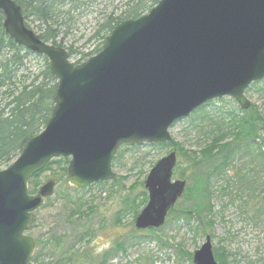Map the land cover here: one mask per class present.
<instances>
[{"label": "water", "instance_id": "water-1", "mask_svg": "<svg viewBox=\"0 0 264 264\" xmlns=\"http://www.w3.org/2000/svg\"><path fill=\"white\" fill-rule=\"evenodd\" d=\"M0 12L5 34L45 57L57 79L44 130L0 171V264H29L34 255L26 233L54 183L34 196L28 183L50 161L69 158L67 182L74 189L113 181L121 144L169 143L171 127L211 101L228 97L247 110L245 91L264 79V0H160L147 14L115 26L100 52L80 65L29 31L13 1L0 0ZM176 164L173 151L147 175L136 231L163 227L183 197L186 182L172 180ZM192 264H217L209 236Z\"/></svg>", "mask_w": 264, "mask_h": 264}, {"label": "trees", "instance_id": "trees-1", "mask_svg": "<svg viewBox=\"0 0 264 264\" xmlns=\"http://www.w3.org/2000/svg\"><path fill=\"white\" fill-rule=\"evenodd\" d=\"M11 1L20 8L25 23L35 26L36 37L55 47H62L61 39L74 31L79 19L85 17L88 10L92 9V13H99L96 7L101 6L100 12L105 13L102 17L103 22L98 23L92 35V39L100 41L99 47L95 53L85 54L75 62L80 64L100 51L103 39L115 26L122 21L138 19L147 14L160 0H121L123 8L119 12L109 11L114 0ZM2 20L0 13V169L7 168L20 155L28 141L45 128L51 117L57 86V79L51 74L47 59L35 56L16 45L5 34ZM68 53L70 56L76 54L71 49ZM29 58L42 62L38 72H28ZM209 105L210 103L197 111H203V108ZM213 129L208 132V140L203 148L197 153H192V160L189 161L191 165L189 186L182 198L185 206L178 208L177 211L173 209L171 211L173 218L170 219L172 222L182 221L188 226L192 225L194 231L210 238L214 237L211 231L217 220L224 221L222 213L225 208L234 204L231 197L216 211L212 201L217 195L221 197L230 196L232 193L237 196L248 195V198L254 202L246 203L249 210L254 213L260 208L264 213V152L260 150L264 142L260 137L264 132V117L250 110L244 112L242 117H230L229 123H218ZM163 145L178 148L173 141ZM119 147L134 149L124 144ZM120 148L112 166L117 164L119 157L122 156ZM52 164L51 161L46 170L50 169ZM39 175L40 173L35 175L30 183ZM33 188L28 194L35 192L36 185L33 184ZM84 192L85 190L68 186L66 190L58 191L54 202L60 206V215H66L67 220L71 221L75 215L79 219L86 213H92L91 209L87 212L81 211L83 200L80 195ZM141 198H143L141 202L143 206L146 201L144 192ZM138 209L139 207L133 210V217L138 214ZM169 223L166 221L165 225ZM161 229L151 230L149 233L153 237L155 231H163ZM87 235L89 237L90 232L80 234L77 242L84 241ZM144 237L135 232V235L116 242L112 248L97 255L89 249L82 250L81 253L75 251L74 246L69 245L64 238L62 244L55 247H51L49 242L41 243L37 240L35 241L37 253L31 258L30 264H42L45 256L43 252L46 250L48 255L55 258L52 264H109L118 253H124L125 246L140 244ZM155 238L159 246L166 245L162 237L155 236ZM233 239H235L234 235L227 233L223 242L229 243ZM174 250L177 257L185 256L191 262L192 254L184 252L180 245H176ZM213 253L217 264L230 263L231 254L225 247H217L213 249ZM258 261L250 264H264L262 258Z\"/></svg>", "mask_w": 264, "mask_h": 264}, {"label": "rangeland", "instance_id": "rangeland-1", "mask_svg": "<svg viewBox=\"0 0 264 264\" xmlns=\"http://www.w3.org/2000/svg\"><path fill=\"white\" fill-rule=\"evenodd\" d=\"M114 1L109 11L119 12L123 4L121 0ZM96 8L99 13H92V9L88 10L87 15L79 19L74 31L61 39L62 47L60 48L67 53L69 49L76 53L71 56L68 53L71 63H75L85 54L95 53L99 47L100 41L92 39V35L98 23L103 22L102 17L105 13L100 12L101 6ZM25 25L36 36L35 26L28 23ZM41 67L40 60L28 59V72H38ZM244 95L250 102L247 110H242L233 99L225 98L222 99L223 101L211 102L209 106L203 108V111H197L189 118L175 123L169 130V134L171 141L176 143L178 148L166 145H139L133 147L134 149L119 147L122 156L119 157L117 164L112 166L116 178L110 182L93 185L80 195L83 200L81 211L92 210V213H86L83 218L78 219L75 215L69 221L66 215H60V206L54 202V197L58 191H64L67 186L70 187L67 182V171H65L69 158L53 160L50 169H45L38 178L28 183V191L34 189L33 184L36 185L35 192L30 194L31 196H34L40 187L48 182H53L54 188L52 195L46 198L43 205L34 212L35 223L27 236L34 241L40 240L41 243L49 242L51 247L62 244L64 241L62 238H64L69 245L74 246L75 251L81 253L82 250L89 249L97 255L137 232L138 235L145 236V240L141 239L143 241L140 244L125 246L124 253H118L109 264H191L185 256L177 257L174 247L180 245L184 252L193 254L205 242L206 237L194 231L192 225L188 226L182 221H170L173 218L171 211L173 209L177 211L178 208L185 206L182 199L168 212L166 221L170 223L162 227L163 231H155L153 237L149 233L151 230L148 232L147 230H135L133 210L139 207L137 210L139 213L145 206L146 201L143 206L141 204L143 192L147 200L144 181L154 165L170 152L175 151L177 156V165L173 171L172 180L185 181L187 187L189 186L191 172L189 161L192 160V153H197L203 148L208 140V132L214 130L213 126L222 122L229 123L230 117H242L244 112L250 110L264 117V79L252 84ZM260 137L264 140V132L260 134ZM260 150L264 152V142ZM231 197L234 204L223 209L224 221L217 220L211 231L214 235L211 238L212 249L225 247L231 254L229 264H250L260 261L261 258L264 260L263 211L258 208L256 212H251L247 205L254 202L248 198V195L237 196L234 193L227 197L215 196L212 201L215 210L223 207V203ZM77 213L80 212L77 211ZM87 232H90V236L87 235L84 241L77 242L78 236ZM227 233L234 235L235 239L232 242H223ZM155 236L162 237L166 245L159 246ZM36 253L35 249L34 255ZM43 254L45 256L42 264H52L55 258L48 255V250Z\"/></svg>", "mask_w": 264, "mask_h": 264}]
</instances>
